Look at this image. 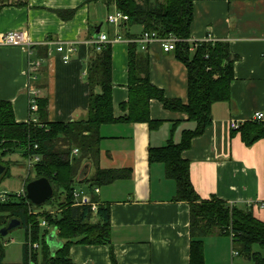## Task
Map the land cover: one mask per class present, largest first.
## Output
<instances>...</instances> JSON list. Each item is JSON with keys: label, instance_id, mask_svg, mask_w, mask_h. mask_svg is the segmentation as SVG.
I'll return each instance as SVG.
<instances>
[{"label": "crops", "instance_id": "0c3cea01", "mask_svg": "<svg viewBox=\"0 0 264 264\" xmlns=\"http://www.w3.org/2000/svg\"><path fill=\"white\" fill-rule=\"evenodd\" d=\"M69 11L73 15L68 19L59 15ZM113 11L101 1L87 0H27L23 7L2 8L0 38L9 31L25 30L32 44L30 49L0 45V101L11 105L16 122L37 118V109L29 111L32 90L36 99L46 101L48 122L86 119L89 42L98 29L109 38L121 37L120 27L106 22ZM130 32L139 34L140 29ZM208 36L227 43L235 57L230 101L212 105L211 124L192 140L182 157L189 163L190 182L201 200L216 197L251 211L264 222V206L259 207L264 203V139L246 146L238 129L230 128L231 120L242 125L255 113L264 114V0H194L190 40ZM58 43L74 45L66 63L55 50ZM111 48L113 115L119 118L125 114L120 105L128 96L127 40L121 37ZM146 53L151 84L166 97L186 103L185 66L173 53L162 52L158 44L149 46ZM31 64L37 65V75L30 73ZM150 118L163 124L153 131L143 123L100 127L99 168L127 170L129 176L100 186L91 199L109 207L115 264H189L188 204L172 201L175 183L165 178L162 164L148 162V148L164 146L173 123L177 125L173 140L179 142L181 130L190 124L184 114L167 111L155 100L150 103ZM92 168L86 176L93 174ZM213 235L203 240L205 264L210 243H214V264H229L231 237L227 243L225 235ZM49 251L52 254L50 247ZM70 257L75 264H113L109 247L102 245H72Z\"/></svg>", "mask_w": 264, "mask_h": 264}, {"label": "trees", "instance_id": "16d2710c", "mask_svg": "<svg viewBox=\"0 0 264 264\" xmlns=\"http://www.w3.org/2000/svg\"><path fill=\"white\" fill-rule=\"evenodd\" d=\"M98 1L107 9L113 8L128 17L120 25V35L127 40L128 96L120 105V110L125 114L119 118L113 115L111 44L102 46L99 51L90 46L86 66L89 90L86 119L48 122L46 101L36 99V122H16L11 105L0 101V163L5 166L0 183L10 176L13 165L6 158L17 153L27 161L38 157L29 171L33 172L34 177L28 176L23 185L44 178L53 190L52 196L37 206L24 195L7 193L4 200H0V229L16 219L25 231L22 260L19 263L3 261L4 245L0 236V264H75L70 257L72 245L108 246L111 262L115 264L110 246L108 205L99 204L93 213L90 206L75 205L74 191L80 188L92 193L94 188L128 178L127 170L99 168L100 127L143 123L149 130H157L163 122L150 118V103L154 100L167 111L184 114L186 122L192 125L183 128L179 142H174L177 125L173 123L167 143L162 147L148 148V162L162 164L165 178L175 183L172 201L188 204L189 264H205L203 240L215 232L231 237L232 251L235 249L238 256L252 264H264V257L253 251L254 246L264 248V222L256 219L251 211L229 205L216 197L201 200L190 182L189 163L182 157L192 140L202 135L211 124L212 105L230 101L235 57L228 44L221 41L190 43L194 0H87V3ZM26 5L27 0H0V11L4 7ZM59 15L68 19L73 11L60 12ZM134 27L140 29L139 34L130 32ZM145 32H154L162 38L173 35L182 40L175 45L173 54L186 68V103L166 97L162 90L151 84L149 56L134 42ZM237 132L241 141L251 146L264 139V124L250 120L240 125ZM74 150H77L76 155H72ZM90 167L94 168V172L88 177L84 174ZM42 221L47 227H41ZM53 229L61 246L51 254L46 236ZM28 241L37 243L39 249L29 248Z\"/></svg>", "mask_w": 264, "mask_h": 264}, {"label": "built area", "instance_id": "2783aa9c", "mask_svg": "<svg viewBox=\"0 0 264 264\" xmlns=\"http://www.w3.org/2000/svg\"><path fill=\"white\" fill-rule=\"evenodd\" d=\"M128 20V17L123 14L120 11L114 10L111 14H108L106 17V22L110 25H113L115 27H120L121 24L125 23ZM121 40V37L119 35H115L113 38H109L107 34L105 33H98L95 37H93L89 45L94 46L96 51H99L102 46L106 44H112L116 41ZM182 41L181 39L173 36V35H168L166 37H159L156 35V33H142L134 42L138 45L139 49L141 51H147L149 46L152 44H158L164 53H173L175 45ZM190 43H193L194 45L197 42L201 41H192L189 40ZM202 41H213L211 38L208 36L206 40ZM0 45L3 46H25L28 49L32 46V44L29 42L28 36L26 34L25 30H15V31H9L3 34L0 38ZM56 52L61 56V59L64 63L68 62L70 60L71 54L75 51L74 45L70 43H58L56 47ZM37 65L31 64L30 65V73H35L36 72ZM37 105H36V91L32 90L30 93V100H29V111L30 113L36 112ZM33 122H36V119H30ZM251 121H255L258 123L264 124V114L262 112H257L255 113ZM239 124L235 120L230 121V128L232 130H236L239 128ZM77 150H74L72 152V155H76ZM38 161V157H33L28 161L29 167L35 162ZM24 186L17 195H24L25 196V191H24ZM99 192V188H94L92 190V193L97 194ZM5 194L3 196H0V200H4ZM74 198H75V205H87L90 206L91 211L95 213L97 211L98 203L92 201L91 199V193L85 192V190L77 188L74 191ZM264 203H261L259 207H263ZM41 227L45 228L47 227V224L42 221L41 222ZM232 236V235H231ZM27 245L29 248L33 250L39 249V245L37 243H30L29 241L27 242ZM237 252L232 251V257L237 256Z\"/></svg>", "mask_w": 264, "mask_h": 264}, {"label": "rangeland", "instance_id": "374dc122", "mask_svg": "<svg viewBox=\"0 0 264 264\" xmlns=\"http://www.w3.org/2000/svg\"><path fill=\"white\" fill-rule=\"evenodd\" d=\"M110 10V9H109ZM106 17V16H105ZM102 22V21H101ZM102 29L106 27V24L104 22ZM189 127H192V125H189ZM6 160H10L13 162V165L10 167V176L6 179H4L0 183V196H3L4 194H18L22 190L23 181L28 176L30 178L34 177L33 172L30 171V167L28 165V161L22 158L19 154H13L6 158ZM93 171V168L91 172ZM30 174V175H29ZM46 205H44V208ZM47 208V207H46ZM214 237L217 236V233L215 232ZM222 237V236H221ZM226 239V242H229V237H224ZM3 242V261L6 263H19L22 260V250L21 246L23 245L25 241V231L23 227H17L13 230H11L5 237H2ZM230 243V242H229ZM207 252H208V258L209 263L208 264H214V260L212 258V254L215 249L214 243H210L207 246ZM231 246L229 244V264H252L251 261L245 259L242 256H231ZM235 251V249H234ZM254 252H259L264 257V248L261 249L258 246L253 247ZM232 260V261H231Z\"/></svg>", "mask_w": 264, "mask_h": 264}, {"label": "water", "instance_id": "95a60500", "mask_svg": "<svg viewBox=\"0 0 264 264\" xmlns=\"http://www.w3.org/2000/svg\"><path fill=\"white\" fill-rule=\"evenodd\" d=\"M96 33H99V29L96 30ZM85 168H87V166H85ZM4 172L5 166L0 163V178ZM84 175H86V173ZM24 191L26 199L36 206L45 203L53 193L51 185L44 178H39L28 182L24 186ZM20 226V221L12 219L5 227L0 229V236L5 237L11 230ZM46 243L50 247L52 254H54L60 248L61 242L57 239L54 229L48 236H46Z\"/></svg>", "mask_w": 264, "mask_h": 264}]
</instances>
